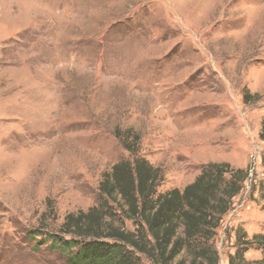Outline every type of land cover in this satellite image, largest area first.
Segmentation results:
<instances>
[{"label":"rangeland","instance_id":"obj_1","mask_svg":"<svg viewBox=\"0 0 264 264\" xmlns=\"http://www.w3.org/2000/svg\"><path fill=\"white\" fill-rule=\"evenodd\" d=\"M262 134L264 0H0V264H69L80 246L54 236L101 205L124 141L161 193L210 163L248 170L216 248L259 264Z\"/></svg>","mask_w":264,"mask_h":264},{"label":"trees","instance_id":"obj_2","mask_svg":"<svg viewBox=\"0 0 264 264\" xmlns=\"http://www.w3.org/2000/svg\"><path fill=\"white\" fill-rule=\"evenodd\" d=\"M123 145L133 159L116 163L104 175L101 205L66 217L61 232L75 238H52L60 249L80 246L69 254V264H221L219 230L245 189L248 170L210 163L183 190L161 193L160 169L131 144ZM257 241L264 246V235L255 234L244 244ZM244 252L236 250L229 263L245 261Z\"/></svg>","mask_w":264,"mask_h":264}]
</instances>
